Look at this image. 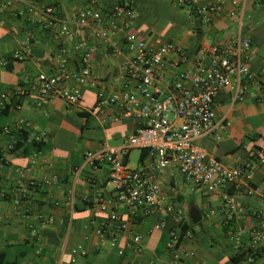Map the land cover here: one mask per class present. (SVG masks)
<instances>
[{"label": "crops", "instance_id": "obj_1", "mask_svg": "<svg viewBox=\"0 0 264 264\" xmlns=\"http://www.w3.org/2000/svg\"><path fill=\"white\" fill-rule=\"evenodd\" d=\"M118 1L104 0L103 10ZM214 1L187 0L178 5L176 0H136L137 19L121 28L114 38L123 43L124 36L132 33L151 48L173 41L186 50L189 59L203 44L238 37L251 41V66L258 74L257 81L249 85L243 100H234L230 89L217 95L220 129L217 135L203 136L197 143L228 166L256 164L250 183L264 189V164L257 160L264 151V0H238V13L233 17L228 14L232 6L227 3L221 12L205 20L197 9ZM40 2L56 6L77 34L70 38L43 28L39 22L42 16L31 13L24 0L10 6L7 0H0V153L6 159L0 165V189L6 193L0 199V251L7 261L17 264H173L166 248L174 224L172 218L156 213L130 219L128 208L116 202L110 166L106 162H87L90 153L120 149L137 129V118L123 114L120 103L94 111L99 89L123 93L121 60L104 40L75 26L76 14L90 8L87 0ZM83 39L95 51L91 79L82 86L81 103L70 106L58 96L42 97L34 84L37 76L41 72H55L58 59L63 56L71 71L78 70L82 52L77 45ZM18 50L23 52L24 59L14 58ZM188 64L189 61H181L172 53L163 73L170 78ZM67 85L78 83L71 80ZM5 127L10 130L5 131ZM42 132L47 133L45 141L36 138ZM136 150L140 159L142 150L131 149L127 155L129 162ZM150 162L147 155L133 166ZM31 180L40 182V186L30 187L29 198L20 207L13 206L20 183ZM159 181L168 200L183 206L189 220L192 205L201 211V220L192 222L190 227L192 236L181 244L183 250L194 252L187 264H245L238 251L240 243L231 238L232 233L239 232L245 242L254 226L264 231V195H247L242 187H231L230 193L250 211L262 210L263 216L257 218L250 213L228 221L221 192L211 193L191 183L174 165L159 174ZM103 202L107 210L101 209ZM112 210L129 220V229L118 233L116 246L98 235L99 229L112 227ZM39 215L52 217L53 222H43ZM163 217L167 218L166 225L157 228ZM135 233L141 235L139 251L130 244ZM119 249L124 250L123 255L118 253Z\"/></svg>", "mask_w": 264, "mask_h": 264}, {"label": "built area", "instance_id": "obj_2", "mask_svg": "<svg viewBox=\"0 0 264 264\" xmlns=\"http://www.w3.org/2000/svg\"><path fill=\"white\" fill-rule=\"evenodd\" d=\"M15 1L19 0H7L6 4L10 6ZM24 1L31 13L42 16L39 22L43 28L61 36H76L77 32L70 21L60 15L56 6L41 5L40 0ZM87 1L90 8L76 14L75 26L80 30L88 29L89 36L107 43L111 52L121 60L120 72L124 76L122 94L99 89L94 111L98 112L112 103H120L123 114L138 120L136 131L120 149L107 148L97 155L90 153L87 162H106L110 166L116 202L128 208L130 219L139 220L156 213H164L166 217L172 218L174 224L170 228L166 248L171 253L173 264H187L194 256L193 251L181 247L183 240L192 236V230L186 228L189 222L187 211L183 206L168 200L159 181V174L168 167L176 166L187 180L208 192H221L228 221L250 213L257 218L263 216L262 210L250 211L229 192L231 187H242L247 195H264L262 187L250 183L256 164L228 166L197 143L203 136L217 135L220 129L215 106L217 95L224 89H230L234 100H243L249 85L257 81L258 74L251 66V41L238 37L227 42L203 44L193 59H189L186 50L173 41L151 48L143 38L127 33L122 43L114 35L137 19L136 0H119L106 11L102 8L104 0ZM176 1L178 5L187 2ZM227 3L232 6L228 14L236 16L238 0H215L202 5L197 11L203 14L205 20H210ZM33 20H36L35 17ZM77 48L82 52L78 70L71 71L68 59L63 56L58 59L59 68L55 72H41L37 76L34 84L42 97L58 96L70 106L81 103L82 86L91 79L95 48L88 44L87 39L80 41ZM27 50L30 51L29 41ZM172 53H176L181 61H189V64L168 78L163 68ZM24 57L21 50L14 53L16 59L22 60ZM71 80L78 85L68 86L67 82ZM9 130V127H5V131ZM36 138L45 141L47 133L42 132ZM131 149H146L151 162L133 166L127 159ZM257 160L264 164V151ZM4 162L6 159L0 153V165ZM40 184L36 180L27 184L21 182L19 194L12 200L13 206L20 207L29 198V188ZM5 196V191L0 189V199ZM107 208L103 202L101 209ZM39 219L46 223L53 222L52 217L44 215H39ZM109 220L113 223L112 227L99 229L98 235L102 240L110 239L112 245L116 246L118 233L129 229V220L116 210L111 211ZM166 222L167 218L163 217L156 227L161 228ZM249 232L245 242H242L239 232L232 233L231 238L240 243L238 251L242 253L245 264H264V251L261 250L264 246V231L254 226ZM131 239L130 244L135 251H139L141 235L135 233ZM118 253L123 255L124 250L119 249Z\"/></svg>", "mask_w": 264, "mask_h": 264}, {"label": "trees", "instance_id": "obj_3", "mask_svg": "<svg viewBox=\"0 0 264 264\" xmlns=\"http://www.w3.org/2000/svg\"><path fill=\"white\" fill-rule=\"evenodd\" d=\"M23 137L26 138L25 134H23ZM146 156H147V150L144 149L141 152V156H140L139 161L142 162L145 159ZM192 225H194V224L192 223L191 220H189L188 224L186 225V228H188V227L190 228ZM0 264H17V263L16 262L7 261L5 253L0 251Z\"/></svg>", "mask_w": 264, "mask_h": 264}, {"label": "water", "instance_id": "obj_4", "mask_svg": "<svg viewBox=\"0 0 264 264\" xmlns=\"http://www.w3.org/2000/svg\"><path fill=\"white\" fill-rule=\"evenodd\" d=\"M189 216L194 224L198 223L202 218L199 208L193 205L190 207Z\"/></svg>", "mask_w": 264, "mask_h": 264}, {"label": "rangeland", "instance_id": "obj_5", "mask_svg": "<svg viewBox=\"0 0 264 264\" xmlns=\"http://www.w3.org/2000/svg\"><path fill=\"white\" fill-rule=\"evenodd\" d=\"M131 156H132L131 160H130L131 164L132 165L138 164V162H139V160H138V158H139L138 151L136 150L135 152H133ZM188 188H189V191H190V186H188ZM186 202L187 203L191 202L190 195L188 196V194H187Z\"/></svg>", "mask_w": 264, "mask_h": 264}]
</instances>
